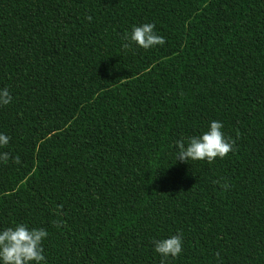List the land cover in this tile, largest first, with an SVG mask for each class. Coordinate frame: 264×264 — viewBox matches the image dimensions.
<instances>
[{
    "label": "trees",
    "instance_id": "obj_1",
    "mask_svg": "<svg viewBox=\"0 0 264 264\" xmlns=\"http://www.w3.org/2000/svg\"><path fill=\"white\" fill-rule=\"evenodd\" d=\"M144 23L166 43L125 49ZM4 88L0 231L47 264H264V0H0ZM213 120L234 151L176 160Z\"/></svg>",
    "mask_w": 264,
    "mask_h": 264
},
{
    "label": "clouds",
    "instance_id": "obj_2",
    "mask_svg": "<svg viewBox=\"0 0 264 264\" xmlns=\"http://www.w3.org/2000/svg\"><path fill=\"white\" fill-rule=\"evenodd\" d=\"M88 20L92 17L88 16ZM124 39L130 43H124L123 47L129 49L132 43L147 50L157 45L163 46L166 41L155 31V24L144 23L140 26H133L131 34H126ZM12 95L7 88L0 90V106H6L12 102ZM224 125L220 121L213 120L210 128L201 136H193L187 139L176 141V160L181 162L203 161L212 163L216 158H225L230 152L234 151L236 141L231 137H225L222 131ZM10 137L0 134V148L6 147ZM9 159L19 164L20 157H11L8 152H0V162L7 163ZM219 183V181H216ZM221 187L227 191L230 185L225 182ZM62 209V205L58 206ZM59 211L57 215H59ZM56 226L62 227L65 223L57 220ZM48 236V232L43 229L29 228L26 224H17L14 228L8 227L0 231V262L2 264H47L43 241ZM155 251L162 257L177 258L183 251V234L177 233L169 238L153 240ZM162 264L164 262L162 261Z\"/></svg>",
    "mask_w": 264,
    "mask_h": 264
}]
</instances>
